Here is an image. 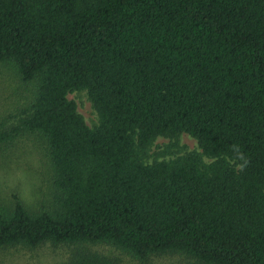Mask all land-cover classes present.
<instances>
[{
  "label": "trees",
  "instance_id": "trees-1",
  "mask_svg": "<svg viewBox=\"0 0 264 264\" xmlns=\"http://www.w3.org/2000/svg\"><path fill=\"white\" fill-rule=\"evenodd\" d=\"M0 64L32 95L0 148L43 139L53 186L51 207L0 204V248L264 264V0H0ZM181 133L199 150L149 161ZM69 264L113 263L78 248Z\"/></svg>",
  "mask_w": 264,
  "mask_h": 264
},
{
  "label": "rangeland",
  "instance_id": "rangeland-1",
  "mask_svg": "<svg viewBox=\"0 0 264 264\" xmlns=\"http://www.w3.org/2000/svg\"><path fill=\"white\" fill-rule=\"evenodd\" d=\"M31 96V87L23 83L12 69L0 64V121L22 109ZM68 98L76 103L87 125L94 127L98 123V115L86 91H74L68 94ZM13 121L10 119L7 124ZM170 143L174 142L167 137H158L149 148V161L199 150L196 139L187 133H181L176 140L177 145L164 152ZM51 179L47 145L40 137L25 134L13 144L0 148V204L10 207L18 198L31 210L51 207ZM78 248L107 256L113 264H198L182 254L154 255L140 260L108 244L75 246L52 243H44L36 248L2 247L0 264H69Z\"/></svg>",
  "mask_w": 264,
  "mask_h": 264
}]
</instances>
